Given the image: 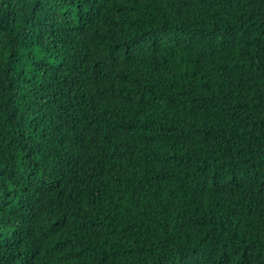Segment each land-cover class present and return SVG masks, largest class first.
I'll return each instance as SVG.
<instances>
[{"label": "trees", "instance_id": "1", "mask_svg": "<svg viewBox=\"0 0 264 264\" xmlns=\"http://www.w3.org/2000/svg\"><path fill=\"white\" fill-rule=\"evenodd\" d=\"M0 264H264V0H0Z\"/></svg>", "mask_w": 264, "mask_h": 264}]
</instances>
